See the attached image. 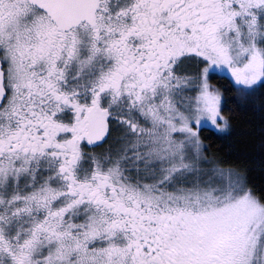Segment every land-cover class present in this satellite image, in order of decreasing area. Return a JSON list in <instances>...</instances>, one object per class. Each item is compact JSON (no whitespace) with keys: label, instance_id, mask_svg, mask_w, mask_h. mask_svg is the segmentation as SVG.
Wrapping results in <instances>:
<instances>
[{"label":"snow or ice","instance_id":"obj_1","mask_svg":"<svg viewBox=\"0 0 264 264\" xmlns=\"http://www.w3.org/2000/svg\"><path fill=\"white\" fill-rule=\"evenodd\" d=\"M229 103L264 114V0H0V264H264Z\"/></svg>","mask_w":264,"mask_h":264},{"label":"trees","instance_id":"obj_2","mask_svg":"<svg viewBox=\"0 0 264 264\" xmlns=\"http://www.w3.org/2000/svg\"><path fill=\"white\" fill-rule=\"evenodd\" d=\"M225 113L234 116L231 130L212 142L211 151L233 158L258 159L259 129L264 114L259 111L236 112L230 103L225 107ZM253 176L257 185H260L262 176L258 168H254Z\"/></svg>","mask_w":264,"mask_h":264}]
</instances>
